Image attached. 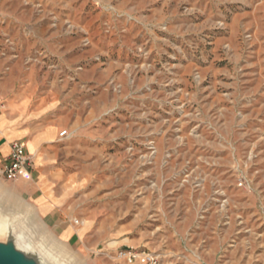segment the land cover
<instances>
[{"label":"rangeland","instance_id":"obj_1","mask_svg":"<svg viewBox=\"0 0 264 264\" xmlns=\"http://www.w3.org/2000/svg\"><path fill=\"white\" fill-rule=\"evenodd\" d=\"M0 42L5 106L57 129L32 173L80 228L60 240L0 175V240L42 264H264V0H0Z\"/></svg>","mask_w":264,"mask_h":264},{"label":"crops","instance_id":"obj_2","mask_svg":"<svg viewBox=\"0 0 264 264\" xmlns=\"http://www.w3.org/2000/svg\"><path fill=\"white\" fill-rule=\"evenodd\" d=\"M31 33L35 38L43 39L49 49L61 50L62 41H52L56 37L57 31L52 32L48 24L32 27ZM25 40L29 39L26 38ZM43 53H46V51ZM25 116L24 103L18 105L15 102H9L5 109L0 111V161L8 154L9 143L21 140L25 143L29 155L36 156V153L40 154L37 158V166L40 167L50 155L46 147L54 143V140L56 141L57 129L52 125L38 130L21 126ZM24 124H26L25 121ZM18 181L13 182L14 186L19 188L28 200H32L45 225L52 228L60 240L71 243L74 236L78 235L77 230L80 228L75 231L72 226L60 219V216L54 210L55 207L59 206V203L46 195L48 187L43 176L35 172L31 174L30 180H23L20 183ZM80 225H83V223L81 222Z\"/></svg>","mask_w":264,"mask_h":264},{"label":"built area","instance_id":"obj_3","mask_svg":"<svg viewBox=\"0 0 264 264\" xmlns=\"http://www.w3.org/2000/svg\"><path fill=\"white\" fill-rule=\"evenodd\" d=\"M95 5L99 6L100 2H96ZM5 41L8 45H11L9 39ZM4 109V101L0 98V111ZM66 133L67 131L64 130L59 135L64 136ZM32 167L31 155L27 153L25 143L21 140L10 142L8 154L0 161V175L6 181H17L19 179L30 180ZM72 223L79 226L81 221L75 218L72 220ZM116 258L123 260L126 264H162L159 255L135 248L119 250Z\"/></svg>","mask_w":264,"mask_h":264},{"label":"water","instance_id":"obj_4","mask_svg":"<svg viewBox=\"0 0 264 264\" xmlns=\"http://www.w3.org/2000/svg\"><path fill=\"white\" fill-rule=\"evenodd\" d=\"M0 264H42L25 248H21L17 240L10 237L0 240Z\"/></svg>","mask_w":264,"mask_h":264}]
</instances>
